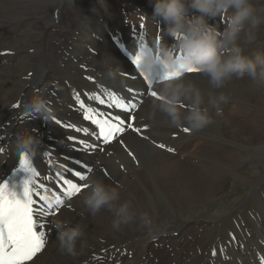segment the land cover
Segmentation results:
<instances>
[{
  "label": "bare ground",
  "instance_id": "obj_1",
  "mask_svg": "<svg viewBox=\"0 0 264 264\" xmlns=\"http://www.w3.org/2000/svg\"><path fill=\"white\" fill-rule=\"evenodd\" d=\"M57 1L56 5L47 6L45 0H0V148H3L0 180L15 164L21 149L16 139L21 132L33 138L27 151L40 177H49L45 181L49 186L41 194L47 197L52 210L55 209L52 192L61 196L56 190L62 186L55 178L57 173L74 183L79 178L71 170L87 176L85 181H79L81 186L87 185L79 194L71 199L61 196L64 203L55 216L49 213L41 217L45 224L40 229L45 232V246L26 264H90L85 263L88 259L96 263L98 254H103L100 250L109 252L108 255L116 253L123 264H264V193L253 184L250 201L231 213H218L213 219L180 217L169 222V228L156 233L149 226V218L147 224L140 219V214L150 209L159 210L155 217L173 215L172 207L183 198H195L218 183L215 189L205 191L202 202L197 201L206 204L228 176L229 180L236 177L249 180L250 176L241 172L246 166L235 153V142L231 141V146L220 144L213 141V134L222 126L230 128L235 138L242 135L245 151L252 160L251 137L241 116L250 112L245 107L254 95L264 98V87L256 86L248 77H233L222 89H214L206 73L183 74L180 78L185 83H194L202 91L213 122L197 131L186 125L171 126L157 108L161 101L146 92L139 76L111 40L127 49H132L131 42L135 41L154 48L158 42L174 47L176 38L167 35L166 26L152 15L151 7L148 11L137 7L131 20L115 0L93 4L87 0ZM252 5L253 19L258 21L253 29L255 38L249 41L242 37L240 41L248 55L264 52V0H252ZM64 7L70 12L65 15L68 24L59 28L56 24L65 14ZM189 14H195V10ZM51 17L56 20L52 22ZM209 22L218 29L224 27V19L219 16ZM178 53L184 54L182 49H177ZM153 89L159 93L157 85ZM220 92L228 97V102L219 105L222 115L216 116L215 108L207 105L206 98L210 93ZM36 94L44 96L51 115L36 113L27 106V101ZM104 96L131 98L138 105L130 111L135 118L131 123L140 131L126 128L112 143L100 145L92 134L95 128L85 115L89 116L88 108L95 107L116 112L100 107L97 100ZM242 97L246 100L244 105L240 103ZM17 103L20 107L14 108ZM188 108L183 103L182 111ZM184 128L190 131L185 132ZM161 144L163 148L159 147ZM169 148L173 151H168ZM197 179L203 181L193 185ZM94 180L119 191L117 204L131 201L135 213L131 223L114 229L112 211L105 207L94 215L90 213L84 198L91 192ZM146 188L145 201H137L138 192L143 193ZM256 191L261 192V198L253 197ZM57 221L83 229L74 254L61 249ZM194 226H200L199 230H192ZM147 234H153L155 240L161 239L164 244L149 247ZM178 246L180 251L176 249Z\"/></svg>",
  "mask_w": 264,
  "mask_h": 264
},
{
  "label": "clouds",
  "instance_id": "obj_2",
  "mask_svg": "<svg viewBox=\"0 0 264 264\" xmlns=\"http://www.w3.org/2000/svg\"><path fill=\"white\" fill-rule=\"evenodd\" d=\"M151 5L152 15L164 23L167 35L176 38V43L174 47H169L158 42L151 54L145 52L141 59L146 72H153L160 61L168 70L177 68L179 58L176 50L182 49L183 61L206 73L214 89H222L233 77H248L256 86L264 87V52L248 55L240 43L242 37L249 41L255 38L253 29L258 21L253 19L255 10L252 0H151ZM191 10H195V14L190 15ZM217 16L224 19L222 30L209 22ZM157 89L162 97L157 108L168 118L171 126L186 125L197 131L213 122V114L205 106V96L194 83H185L180 77L160 79ZM185 102L189 108L182 111ZM227 102L228 97L223 92L219 95L210 93L206 98L207 105L215 108L216 116L222 115L219 105ZM27 106L36 113L51 115L43 95H33ZM16 143L19 148L28 150L33 145V138L21 132ZM91 185V192L84 198L91 214L106 207L114 213V229L135 219L131 201L116 203L120 199L116 188H109L99 180L91 181ZM140 219L147 224V213H141ZM56 229L61 249L74 254L83 229L63 221L56 222Z\"/></svg>",
  "mask_w": 264,
  "mask_h": 264
},
{
  "label": "snow or ice",
  "instance_id": "obj_3",
  "mask_svg": "<svg viewBox=\"0 0 264 264\" xmlns=\"http://www.w3.org/2000/svg\"><path fill=\"white\" fill-rule=\"evenodd\" d=\"M133 62L139 67L141 56L137 54ZM156 68L158 70L153 71L151 79L145 76L149 88H151L153 81L159 82L160 79L178 78L181 77L184 71L188 73L200 72L198 68H185L183 64L173 70H168L162 61L158 63ZM162 71L163 75L161 76ZM149 94L157 100H162V97L155 90L150 91ZM99 103L104 104V100H99ZM80 106L84 108L83 102H80ZM13 107L18 108L20 105L17 103ZM120 107L127 114L131 110L136 109L138 105L131 102V98H129V104H121ZM97 115L103 117V119H93L88 115H85V119L91 120L97 126L96 129L92 130V134L105 145L112 143L125 131L127 120L135 119L130 115H125L123 119L120 115L112 117L110 114L103 112H99ZM127 128L137 132L140 131L139 128L133 127L132 123H127ZM77 131H80V129H77ZM84 131H88V129H84ZM183 131L188 132L190 129L184 128ZM70 139L72 138L70 137ZM159 147L163 148L164 145L161 144ZM167 150L173 151L171 148ZM2 151L3 148H0V152ZM45 155L50 156V153H45ZM49 163L51 162L49 161ZM88 171H91V169H88ZM20 173H24V176L17 184L15 179ZM57 175L62 181V186H53L56 187L61 196H66L68 199L79 194L82 191V187H87L86 184L82 186L79 184V181L87 179V176L83 175L81 171L72 173L74 177L79 178V181L75 183L59 173ZM48 180L49 177L47 176L40 177V173L32 166V162L29 160V154L21 152L19 169H17L13 177L0 183V264H26V262L33 261L37 254L44 249L45 232L40 229L44 228L45 224L41 221V217L49 213L55 214V212L59 211L58 205L55 212H53L52 206L47 203V197L41 194L42 190L49 186L45 184V181ZM64 186H70L71 191H68V188ZM34 197L38 199H34ZM63 203L64 201L61 199L60 204L62 205ZM213 255H215V252H213Z\"/></svg>",
  "mask_w": 264,
  "mask_h": 264
},
{
  "label": "rangeland",
  "instance_id": "obj_4",
  "mask_svg": "<svg viewBox=\"0 0 264 264\" xmlns=\"http://www.w3.org/2000/svg\"><path fill=\"white\" fill-rule=\"evenodd\" d=\"M51 1L52 0H47V1L45 0L47 6H54L58 2L57 0H53L51 3ZM98 1L99 0H93V1L87 0V2L89 4H93V3H96ZM131 1L132 0H115V2L120 4L119 7L121 6L123 8L124 12L127 15H129L131 20L133 18H135V16H136V10L135 9L137 7L140 8L142 11H148L150 7H151L150 10H153L152 5H151V0H133L132 2ZM48 2L51 4H49ZM144 8H146V9H144ZM63 9L65 11V14L61 16L60 23L56 24V25H58L57 27H59V28H62L64 25L68 24V22L65 18L67 15H69L70 12L68 10H66L67 7H64ZM50 20L53 22L54 20H56V18L51 17ZM263 100H264V98H260V97H257L254 95L253 99L251 98V103L247 104V106L245 107V108H249L250 112L248 114H245L244 115L245 117L241 116L242 122H243V127L246 129L247 133H249L250 137H251V140L249 141V143H251V147H252V157H253L252 160L247 155V153L245 151V147H244L245 141H244V137L242 135L237 136L239 138H237V137L235 138V135L233 133H231L230 128L223 129L222 126L221 127L219 126L218 127L219 130L218 129L215 130V133L213 134L214 135L213 141H217V142L219 141L218 143H220V144L224 145V143H225V144L231 146V141L235 142V144H234L236 146L235 147L236 148L235 153L237 156H240V158L242 160L241 164L246 166V167H244V169H242L241 172L249 175L250 176L249 180H242L241 181L237 177H236L237 179L234 178V179L229 180L230 176H228L224 180V182L222 183L223 185L221 186V188H219L218 191L216 192V194L212 197L210 202H208L206 204H202V203H199L197 201L202 202V200L206 196L205 191L208 189H215L218 186V183L215 185L209 186L206 190H203L202 192H200V194H198L199 196H196L195 198H192V197L183 198L181 200L180 204L177 205L175 203L176 205L174 207H172L174 214L170 215V216L161 215V216L155 217V214H157L159 212V210L155 209V212H154V209H150L149 211H146V213L148 214V218L151 220V222L149 223V226L151 227V230L154 233L160 231L161 229L169 228L171 226V224L169 222L172 223L180 217L190 218L189 220H194V219L209 220V219L215 218L218 213H224L226 211H229L231 213L233 210L238 209L245 202H248L251 200L250 196H251V192L253 189V187H251V184L255 185L254 188L257 187L259 189V191L264 193V156H263L264 155V146H263L264 145V101ZM245 102H246L245 97L244 98L242 97L240 99V103H242V105H244ZM236 120H240V119H236ZM227 138L229 141H226ZM233 139H235V140H233ZM209 143H210V140H209ZM210 147L212 148L211 144H210ZM254 150H255V153H254ZM254 158H255V161H254ZM259 159H261V160H259ZM250 161H251V164H250ZM255 162H257L258 165H255L256 164ZM259 163H261V164H259ZM261 168H262V170H261ZM253 179H256V182L251 181ZM227 180H229V181H227ZM239 180H240V182H239ZM202 181H203V179H197L194 181L193 185H196ZM235 181H237V182H235ZM242 182H244V183H242ZM225 183H226V185H225ZM146 190H147V188L142 189L143 193L138 192L137 201L138 200L140 202L145 201L144 194H146ZM259 191L254 192L255 195L252 193L254 198H256V199L261 198V192H259ZM262 199L264 200V196L262 197ZM150 214H151V216H150ZM255 218L257 219L258 217H255ZM185 223H183V225ZM196 228L198 231L200 226H194V227H192V230L196 229ZM239 231L240 232L243 231L242 227H239ZM147 239L150 241L149 247H151V248H157V246L164 244V241L161 239H157L158 241L155 240L153 237V234H147L146 240ZM100 247L103 248V246H100ZM176 249H177V251H180L181 246H178ZM100 252H103V254H98V256L96 257V260H94V261H96V263H93L92 262L93 260H89V259L87 261L85 260V263L89 262L90 264H116V262L118 261V264H123L122 260H120L116 256V253H113V254L111 253L110 255H108L109 252H105L104 250H100ZM128 255L129 254L126 251L125 256L127 259H128ZM149 256H153V255H149ZM154 260H156V257L154 258Z\"/></svg>",
  "mask_w": 264,
  "mask_h": 264
}]
</instances>
